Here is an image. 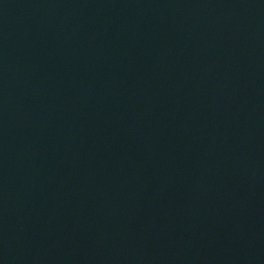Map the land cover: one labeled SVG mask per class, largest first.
Wrapping results in <instances>:
<instances>
[{
  "label": "water",
  "instance_id": "1",
  "mask_svg": "<svg viewBox=\"0 0 264 264\" xmlns=\"http://www.w3.org/2000/svg\"><path fill=\"white\" fill-rule=\"evenodd\" d=\"M0 264H264V0H0Z\"/></svg>",
  "mask_w": 264,
  "mask_h": 264
}]
</instances>
